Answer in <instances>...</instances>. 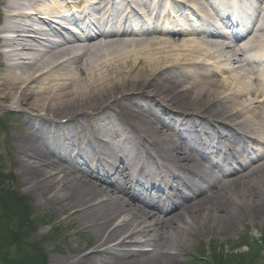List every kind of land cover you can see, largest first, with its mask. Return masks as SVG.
<instances>
[{
    "label": "bare ground",
    "instance_id": "1",
    "mask_svg": "<svg viewBox=\"0 0 264 264\" xmlns=\"http://www.w3.org/2000/svg\"><path fill=\"white\" fill-rule=\"evenodd\" d=\"M22 1L0 2L14 174L96 237L51 264H181L264 223V0H24L19 27Z\"/></svg>",
    "mask_w": 264,
    "mask_h": 264
},
{
    "label": "rangeland",
    "instance_id": "2",
    "mask_svg": "<svg viewBox=\"0 0 264 264\" xmlns=\"http://www.w3.org/2000/svg\"><path fill=\"white\" fill-rule=\"evenodd\" d=\"M18 117L0 113V199L6 197L9 205L5 212V204L0 202V264H37L36 258L51 264L52 258L62 257L60 252L69 255L84 246L90 250L96 237L75 236V230H65V219L58 210L43 208L14 174L10 152L12 129L21 123ZM181 264H264V223L253 227L245 220L240 231L225 240L202 238Z\"/></svg>",
    "mask_w": 264,
    "mask_h": 264
},
{
    "label": "trees",
    "instance_id": "3",
    "mask_svg": "<svg viewBox=\"0 0 264 264\" xmlns=\"http://www.w3.org/2000/svg\"><path fill=\"white\" fill-rule=\"evenodd\" d=\"M11 198H13V196H11ZM1 201V203H4L5 204V207H4V210H5V212L7 211V208H8V204H7V198L6 197H4V198H1L0 199ZM23 200V199H22ZM20 209V208H19ZM12 213V212H11ZM12 214H14V213H12ZM9 239V238H8ZM29 260H34V257H32V256H30L29 257ZM36 260H37V264H42V262H38L39 260H38V258H36Z\"/></svg>",
    "mask_w": 264,
    "mask_h": 264
}]
</instances>
